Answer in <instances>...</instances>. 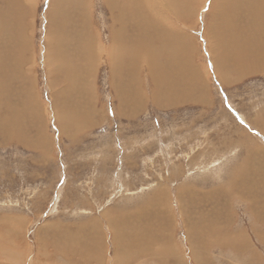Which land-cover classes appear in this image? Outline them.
Segmentation results:
<instances>
[{
	"label": "rangeland",
	"instance_id": "1",
	"mask_svg": "<svg viewBox=\"0 0 264 264\" xmlns=\"http://www.w3.org/2000/svg\"><path fill=\"white\" fill-rule=\"evenodd\" d=\"M52 1L14 4L23 5L26 51L20 75L33 112L19 118L16 129H21L0 131V264H116L113 257L121 246L114 243L115 234L125 227L114 230L110 217L121 225L131 218L139 229L144 223L158 227L153 246L161 240L175 247L167 254L168 264H264V67L239 73V67L216 64L217 51H224L220 42L228 44L213 33L217 0H193L192 10L177 22V29L187 35L184 43L188 40L194 47L191 60L199 68L195 77L189 74L174 82L189 95L187 100L183 95L171 104L155 99L149 71L141 65V70L131 71L136 81L131 85L134 111L119 102L113 63L102 50L112 43V11L106 0H87L84 9L95 30L93 51L98 46L102 54L93 56L96 63L90 61L86 70L88 81L83 85L90 92L82 98L84 116L70 117L71 121L67 111L75 98L59 96L66 90L67 71L64 76L59 73L48 50L52 35L60 33L52 28ZM6 4L1 0V11ZM114 4L121 14L123 0ZM260 33L258 38L264 40V29ZM254 51L260 53L256 47ZM119 64L117 71L121 67L120 74H126L121 60ZM154 70L164 73L162 67ZM0 112L7 114L8 109L3 105ZM157 191L162 192L158 199H164L165 208L169 209L165 202L172 204L171 211L155 205ZM240 191H248L244 199ZM140 210L144 213L138 222ZM199 217L212 225L213 234L244 231L245 243L235 247L217 241L215 247L198 250L202 234L198 239L191 225H205ZM65 238L70 241L62 243V249ZM96 244H103L105 251ZM194 247L198 263L192 256ZM148 254L138 259L139 264L160 263Z\"/></svg>",
	"mask_w": 264,
	"mask_h": 264
},
{
	"label": "bare ground",
	"instance_id": "2",
	"mask_svg": "<svg viewBox=\"0 0 264 264\" xmlns=\"http://www.w3.org/2000/svg\"><path fill=\"white\" fill-rule=\"evenodd\" d=\"M5 1L7 2L5 9L7 10L4 9L1 11L2 8L0 7V110L4 105L8 109V112L7 114L0 112L1 132L6 131V129H9V131L21 129L22 126H19V128L16 129V124L19 118H23L25 115L29 117V114L33 112V106L29 107L27 105L28 102L31 105L33 104L31 102V96L29 97L30 94L26 96L25 93H23L24 89L21 80L22 75H20V73H22L20 72V63H22L24 59L22 57V52L24 51H22V49H24L22 46L24 36L22 30L23 28L21 27L22 21L20 19V10L22 12L21 6L23 5L18 4L17 8H15L14 4H17L15 3V0ZM106 1L108 2V6L112 11L111 17L113 20L112 22H114V29L112 31L113 34L111 45H109V48L102 46V50L104 51L106 60L109 58L111 63H113L111 64V76L112 82L115 83V87L117 88L116 91L118 97L121 100L119 102L123 103L125 106L128 105L130 111H134L136 103H134V100H132V93L135 92L134 90L131 92V85L134 86L136 81L134 82L135 78L131 74L133 73L131 71L134 70L135 72L137 69L141 70V65L144 67L146 66L147 70L149 71L147 76L149 77V82L154 84L155 90L152 89V96L155 99L161 98L163 99L161 100L163 103L171 104L174 102H179L181 98L179 96L183 95L184 98L189 96L187 95L186 91L183 93V90L178 87L177 83L174 82H179L180 77L188 79L189 77L186 75L189 74L192 75V77H195L196 72L199 70V68L195 66L196 63L194 64V61L192 62L193 58H191V56L195 55L194 47L189 45L188 40L186 43H184L187 39V35L180 28L179 30L177 29V22H180L179 19L184 18L185 13L189 10H192L191 6L193 0H123L125 10L122 9L123 12H121V14L117 13L118 9L117 5L114 4V0H111V2H109V0ZM22 2L24 4V1ZM87 4V0H53L51 11H49L52 28H54L56 32H60L59 35H52V40L48 49L50 61L52 63L55 59L57 63L56 67L58 68L59 73H62L63 76L64 72L67 71V78L64 77V84L67 85L66 90L60 92L59 96H63V99H72L74 97L76 101V103L67 111V115L69 116L67 117L69 118L68 121H71L70 119L72 118L73 120H79V117L82 118V116H84V112L82 111V102H84V100L82 98H84L87 91L90 92V89L87 88V85H83L88 81L86 70L88 67H90L89 65H92L90 64V61L93 60V56L96 55L95 57L98 58V56H101L102 54V50L98 46L96 47L97 51H95V49L93 51V48H95V43L93 41L96 40L95 37L93 38L95 30L89 24L90 18H87L88 15L84 9V6H87ZM215 5H217V8L215 9H217L218 12L213 14L214 16L211 19L212 23H215L213 25L215 26L213 33L218 39L221 40V38H223L228 42V44L225 42V44H227L226 46L220 45L223 44L224 40H222L220 44L218 43L224 51L223 53L221 52L222 50L217 51L216 64L219 67H224L225 65L229 67V64L239 67L237 70H235V72L239 73L247 71L250 72L252 69H256V67H260L259 70H261L264 67V40L261 39L262 37L260 33V31L264 29V0H221L220 2L217 0V3H214L213 7ZM209 8H211V6ZM219 9H221V11ZM129 27L131 28L130 31L128 29ZM258 36L261 38H258ZM4 44H6L8 47H6ZM255 47L260 51L259 54H255L256 51L253 52ZM225 51L226 54L224 53ZM120 60L122 61L124 69L127 70L126 74H120L121 67L119 71H117V67L121 65L119 64ZM92 62L96 63V61ZM243 62L249 66L247 67L245 64H243ZM127 67H129V69H127ZM160 67H162L164 70V73L162 72L161 74L162 76L158 73L154 74V69ZM19 75L20 83H16L17 80H19ZM125 76L129 77L128 80L124 78ZM192 81L194 82V79H192ZM120 82L123 83L120 84ZM179 91L182 94H180ZM14 98L18 99L19 101L18 102L15 100L18 102L17 106L14 105ZM185 99L187 100V98ZM131 106H134V108L132 109ZM9 120H13V122H10ZM25 122H27V120ZM21 125H23V121L21 122ZM242 192L239 194V197L244 199L248 191L245 193V195ZM250 192L252 193V191ZM160 193L162 192L157 191L155 194V196H157V200H155L156 206H159L161 200H164L163 198L158 199V194ZM165 203L166 207H168L170 210L165 208L162 203V206H160L167 212L171 211L173 209L172 204L170 203L171 207H169V203ZM140 211L142 216L138 222L142 220L144 213L142 212L143 210ZM128 219L129 220H126L124 224L121 225V223H119L120 221L110 217V225L114 227V230L118 226L125 227V231H116L115 236L117 237V240L120 239L123 241H121L122 244L120 245V241L119 243H116L117 240L114 239V243L118 245L119 248L121 246V248L116 251L113 261H116V264H131L132 261L136 263L138 262L137 264H139V258L146 257L148 253H152L153 255L157 256L158 260H155L156 262H160L159 264H168V261L166 260L168 257L167 254L170 255L173 253L175 251V247L168 245L167 242L161 240H159L160 244L158 247L153 246L154 239L152 236L155 233V229L158 227L144 223L140 224L141 228L139 229V225H135L137 224L135 220L131 221V218ZM200 220L204 221V218L202 219V217H199V221ZM149 224H151V222ZM191 228L193 229L192 233H194L198 239L199 237L197 234H202L201 241L199 240V245L196 243L198 250L199 246H201V248H211L214 245H218V242L224 243L225 245L223 246H227L226 244H231L235 247H240L245 243V239H242L244 231H239L233 235L222 233V231H219L220 233L218 232L213 234L212 225L207 224V222L204 225L198 221L196 222V225H191ZM65 239L67 240L64 241L67 242L63 241L60 243L66 245L68 240L70 241L69 238ZM157 239L158 238H155V241ZM90 241L92 242V240ZM63 244L59 245V247L62 248ZM102 245L103 244H96L95 247L100 251H105V246ZM196 247H194V254L192 256L193 259H196V263H198L197 260H200L198 259L199 254ZM80 248L82 250V247ZM104 255L107 257V254ZM10 256L8 257L10 258ZM148 256L153 257L149 254ZM109 259L112 260L111 257H109ZM146 260L147 259H145V261ZM105 262L108 261H103L102 264H107Z\"/></svg>",
	"mask_w": 264,
	"mask_h": 264
}]
</instances>
